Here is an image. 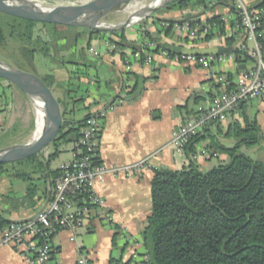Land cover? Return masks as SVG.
Returning a JSON list of instances; mask_svg holds the SVG:
<instances>
[{
  "label": "crops",
  "instance_id": "crops-1",
  "mask_svg": "<svg viewBox=\"0 0 264 264\" xmlns=\"http://www.w3.org/2000/svg\"><path fill=\"white\" fill-rule=\"evenodd\" d=\"M231 7L227 0H218L216 3H209L207 0L206 4L191 3L183 11L160 10L143 21V24L151 33L162 28V21L158 20L157 16L174 21H189L192 25L202 24L215 15L231 11ZM139 29L137 25L126 29L124 31L126 39L141 45L143 40ZM231 36L236 44L241 39V34L233 30L229 24L224 27L222 34L213 33L209 38L203 34L191 38L183 32L174 30L169 34L164 32L159 34L161 41L173 45L179 51L193 53H217L219 46L230 51L226 45V38ZM107 37L108 35L92 36L89 47L100 52L98 58L92 56L89 48L81 52L77 50L78 56L84 58L88 67L85 78L81 79L83 87L70 94L73 98H65V116L68 120L76 122L104 104L121 100L106 112L102 121L98 138L100 161L106 166H119L148 158L147 165L131 175L108 174L102 182L96 183L94 193L111 214L112 223H104L92 214L76 231L58 230L51 238L54 252L48 264H76L77 258L82 254L89 258L91 264H111V259L123 262L131 259L130 264H140L145 253L141 233L151 211L150 182L154 169L158 167L180 169L189 161L184 152L178 153L169 145L173 131L190 120L197 104L221 94L224 87L217 82L218 76L226 79V74L229 73L234 83L239 74L247 73L253 68V60L237 63L232 58L204 69L190 63L173 64L157 55H154L151 63L145 64L140 59L142 49L133 51L125 47L109 50L106 47ZM79 41L77 45L83 48L84 45H81L83 40ZM70 43L72 46L71 40L65 43V46ZM126 64H129L130 70L125 69ZM53 75L56 84L52 92L56 97L62 98L68 73L62 68H57ZM9 89L11 87L0 84V100L4 97L3 94L7 95ZM258 100L264 106V99L244 103V110L248 116L250 115L247 109L257 104ZM240 113L241 110L237 109L230 113L225 121L209 126L205 133L216 135L217 140L227 147L232 146L234 141L230 138L225 141L226 138L219 134V130L224 131L231 119L241 120ZM2 116L0 110V123ZM35 129L34 120L31 135ZM208 142L207 136L195 144L199 153L196 163L202 169L207 167L211 157L208 154H200L199 151L210 149L207 147ZM70 143V157L54 167L51 165L52 159L49 163L50 170H60V165L71 159L74 142ZM46 148L50 146L44 150ZM213 157L228 160L224 153L217 152ZM36 184L38 193L34 197L33 206L17 210H10L8 204L3 206L10 220L29 218L45 207L51 195L52 185L48 177L38 179ZM23 192L24 184L21 182L11 183L7 178L0 182L2 195L7 196L11 193L19 198L23 196ZM0 264L28 262L13 243H7L0 246Z\"/></svg>",
  "mask_w": 264,
  "mask_h": 264
},
{
  "label": "trees",
  "instance_id": "trees-1",
  "mask_svg": "<svg viewBox=\"0 0 264 264\" xmlns=\"http://www.w3.org/2000/svg\"><path fill=\"white\" fill-rule=\"evenodd\" d=\"M206 1L171 0L161 10L183 11L191 3L206 4ZM245 1L250 11L264 10V0ZM227 2L231 4V10H234L230 0ZM5 17H10L13 21ZM218 18L219 15H215L209 22L218 21ZM169 22L172 25L178 21L171 19ZM68 27L73 26L36 22L0 12V46H6V37L15 38L20 42L21 51L29 61H33L36 53L45 57L51 56V52L54 53L60 60L52 58V65L49 64L46 69L48 72H44L41 79L53 90L56 80L52 70L64 68L68 73L67 85L74 87L64 89V97H56L61 106L63 121L58 135L47 145L51 146L52 150L49 153L41 150L16 162L0 163V173L5 172L11 183L24 184L23 196L19 198L11 193L7 196L0 193V228L12 222L4 212V205L8 204L10 210H17L35 204L38 179L48 177L53 188L60 170H50L49 163L58 154L60 143L74 142L73 151L76 148L81 124L89 114L76 122L68 120L65 116V98H73L70 92L83 87L81 79L85 78L88 67L84 58L78 56L77 50L81 52L83 48L77 45V41L84 40L85 47L90 48L92 36L108 35L106 40L114 45L113 50L125 48L121 45L126 39L124 29L115 32H96L78 27L83 31L74 32L71 35L72 46L70 43L63 50L66 42L62 40L66 35L61 32ZM219 28L223 33V25ZM260 29L264 30V20L260 22ZM171 31V26L162 27L155 33L146 30L144 37L147 43L155 46L146 45L141 49L151 53H158L160 49L178 52L176 47L159 38L161 32L169 34ZM209 36L210 34H207L206 38ZM260 41L264 44V35ZM226 45L237 63L252 60L248 53L238 49L232 36L226 38ZM143 53L144 51L140 53L141 60ZM1 80L6 81L0 78ZM221 84L224 90L233 88L232 75L227 73L226 82ZM238 109L241 110V120L231 119L224 131L219 130L222 137L234 140L232 146L227 147L217 140L216 135L205 133L209 126L218 124L213 123L202 132L193 135L186 143L183 150L189 159L186 166L180 169L167 167L154 169L150 182L151 211L141 233L144 255L148 257L149 264H264V161L252 159L240 150L243 146L257 144L262 138V131L256 118L245 113L244 104ZM15 126V124L12 126V131L15 130ZM207 136L209 139L207 147L210 149L204 150L209 157L219 152L226 154L228 160L204 171L193 156L198 153L195 144ZM8 164L13 170L7 168ZM15 164H21L23 167L16 169ZM60 229L61 227L54 226L50 241ZM38 238L41 242L42 238ZM53 252L52 249L50 260ZM110 262L130 264L131 259L125 262L111 259Z\"/></svg>",
  "mask_w": 264,
  "mask_h": 264
},
{
  "label": "built area",
  "instance_id": "built-area-1",
  "mask_svg": "<svg viewBox=\"0 0 264 264\" xmlns=\"http://www.w3.org/2000/svg\"><path fill=\"white\" fill-rule=\"evenodd\" d=\"M218 0H209L216 3ZM234 10L219 15L218 21H203L202 24L192 25L189 21L175 22L162 21L164 28L172 27L174 31L185 33L191 38L198 35L220 33V25H231L232 29L241 34L240 41L236 44L242 52L248 53L253 60V68L244 74H239L234 80V87L224 90L218 96L196 105L195 113L190 120L179 125L172 133L169 145L178 153H183L188 140L195 134L202 132L213 123L223 122L230 113L236 111L240 105L255 99H264V44L261 43L264 30L260 29V22L264 20V10L250 11L245 0H230ZM142 37L141 47L155 44L147 43L144 32L147 30L142 23L138 24ZM109 50L114 45L106 40ZM144 51L143 63L148 64L157 55L170 63H190L204 69L211 65L224 63L234 59L231 51L217 53L169 52L160 49L158 53ZM89 52L98 58L100 52L92 47ZM139 55V53H137ZM126 70H130L126 64ZM217 82L225 83L223 76L217 77ZM117 102L102 105L91 111L80 127V137L72 157L68 162L60 165V173L55 179L50 199L45 207L33 216L12 220L4 228H0V246L13 243L20 251L28 264H48L52 251L50 234L54 226L61 229L76 231L82 227L89 215H96L104 223L111 224V214L102 206V200L94 193V185L102 182L108 174L131 175L147 165V159H142L125 165L106 166L99 157V132L106 112L114 107ZM205 154V150H200ZM197 158L196 156H193ZM41 237V242L39 238ZM76 264H91L89 258L82 254L77 258ZM140 264H149L148 257L142 256Z\"/></svg>",
  "mask_w": 264,
  "mask_h": 264
},
{
  "label": "water",
  "instance_id": "water-1",
  "mask_svg": "<svg viewBox=\"0 0 264 264\" xmlns=\"http://www.w3.org/2000/svg\"><path fill=\"white\" fill-rule=\"evenodd\" d=\"M132 1L134 0H89L81 4H70L53 10L36 1L0 0V12L36 22L83 27L96 32H115L142 23L160 11L171 0H152L129 14L122 21L106 23L101 20L112 10L122 5H128ZM156 18L160 21H170V19L158 16ZM121 45L133 50H141L139 43L128 39L123 40ZM218 52H228V49L219 46ZM239 66L243 67V65ZM0 78L19 88L34 104L40 103L46 121L45 130L36 140L13 143L0 148V163H10L35 155L49 145L58 135L63 118L61 106L56 96L51 88L36 74L0 60Z\"/></svg>",
  "mask_w": 264,
  "mask_h": 264
},
{
  "label": "rangeland",
  "instance_id": "rangeland-1",
  "mask_svg": "<svg viewBox=\"0 0 264 264\" xmlns=\"http://www.w3.org/2000/svg\"><path fill=\"white\" fill-rule=\"evenodd\" d=\"M36 2H40L46 6L50 7H63L70 4H81L87 2L89 0H34ZM152 0H145L144 5H147ZM124 5L120 6L117 9L112 10L110 13L106 14L102 17V21L106 23L117 22L124 20L129 14L122 10ZM10 21H13L10 17H5ZM76 31H83L82 28L76 27H68L62 30L61 34L66 35L64 39L66 43L71 40V35H73ZM72 41V40H71ZM80 42V41H79ZM83 49L86 50L84 40L81 42ZM80 45V44H79ZM60 49V48H59ZM63 50L66 49V46H63ZM60 60L54 53L51 52V56L45 57L40 53H36L34 55L33 61H29V59L25 56V54L21 51L20 42L15 40V38L6 37V46H0V60L4 61L12 66H17L20 69L32 72L36 74L38 77L43 78L44 72L48 68L51 63V59ZM67 59L68 56H67ZM52 65V63H51ZM15 66V67H16ZM57 68H53L52 73ZM62 70H65L62 68ZM0 84H3L7 87H11V89L7 90V95L0 100V110L3 113L2 120L0 123V148L6 147L13 143L25 142L30 139L31 131L34 127L35 120V109L33 106V101L26 96L19 88H17L13 84H9L7 81H0ZM66 88L74 89L72 86L66 85ZM70 94H73L70 92ZM33 104H32V103ZM261 101L258 100L257 104H253L252 107L247 109V112L250 116H256V120L258 124L261 126L262 124V138L261 140L252 146L241 147V151L250 156L252 159L264 161V106L260 104ZM32 105V106H31ZM15 126V130L12 131V126ZM225 139V138H224ZM229 138H226L227 141ZM230 140L234 141L230 138ZM70 142H63L60 144V149L57 154L53 158L51 165L54 167L59 165L62 161H66L69 157L70 150ZM47 147V146H46ZM49 147V146H48ZM52 150V147L43 149L44 153H49ZM224 162L220 157H211V159L207 163V167L203 170L206 171L209 168L218 165L219 163ZM10 167V168H8ZM23 167L21 164H15L16 169H20ZM7 168L13 170L11 165H7ZM6 178L5 172L0 173V182ZM1 206V204H0Z\"/></svg>",
  "mask_w": 264,
  "mask_h": 264
},
{
  "label": "bare ground",
  "instance_id": "bare-ground-1",
  "mask_svg": "<svg viewBox=\"0 0 264 264\" xmlns=\"http://www.w3.org/2000/svg\"><path fill=\"white\" fill-rule=\"evenodd\" d=\"M23 1L26 2V1H34V0H23ZM144 2L145 0H134L130 4L123 6L122 10L128 14H131L134 11L142 8L144 6ZM46 7L53 9V10H56L59 8V7L57 8V7H50V6H46ZM33 106L35 109L36 129H35V132L30 136L29 140H36L43 133V131L45 130V126H46L45 114L42 111V105L40 103H36V104H33Z\"/></svg>",
  "mask_w": 264,
  "mask_h": 264
}]
</instances>
